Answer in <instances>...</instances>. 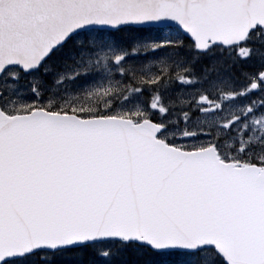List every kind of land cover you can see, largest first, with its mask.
<instances>
[{
	"label": "snow or ice",
	"instance_id": "1",
	"mask_svg": "<svg viewBox=\"0 0 264 264\" xmlns=\"http://www.w3.org/2000/svg\"><path fill=\"white\" fill-rule=\"evenodd\" d=\"M0 264H264V0H0Z\"/></svg>",
	"mask_w": 264,
	"mask_h": 264
}]
</instances>
